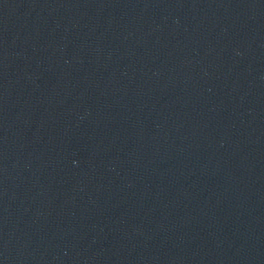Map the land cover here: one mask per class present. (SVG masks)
<instances>
[{"label":"water","instance_id":"1","mask_svg":"<svg viewBox=\"0 0 264 264\" xmlns=\"http://www.w3.org/2000/svg\"><path fill=\"white\" fill-rule=\"evenodd\" d=\"M0 264H264V0H0Z\"/></svg>","mask_w":264,"mask_h":264}]
</instances>
